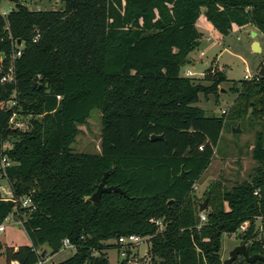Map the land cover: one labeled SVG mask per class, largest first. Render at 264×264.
I'll return each instance as SVG.
<instances>
[{
  "label": "trees",
  "instance_id": "obj_1",
  "mask_svg": "<svg viewBox=\"0 0 264 264\" xmlns=\"http://www.w3.org/2000/svg\"><path fill=\"white\" fill-rule=\"evenodd\" d=\"M10 1L0 14V78L11 75L0 82V179L10 192L0 195V223L20 220L29 243L5 246V264H35L39 248L55 253L63 239L74 252L51 264H108L103 250L129 234L146 239L147 264H221V236L232 233L248 254L264 255L255 226L264 230V54L251 78L231 83L235 96L219 116L194 104L199 94L217 99L224 71L207 64L201 78L179 74L199 46V16L220 35L250 25L264 38V0H54L59 7L46 10ZM93 109L99 149L72 152ZM12 112L29 117L26 128L9 122ZM226 118L259 125L254 165L228 188L210 181L198 211L192 185ZM105 171L128 197L87 200ZM24 195L32 210L19 206ZM124 254L116 264H128ZM230 264L264 260L237 255Z\"/></svg>",
  "mask_w": 264,
  "mask_h": 264
},
{
  "label": "rangeland",
  "instance_id": "obj_2",
  "mask_svg": "<svg viewBox=\"0 0 264 264\" xmlns=\"http://www.w3.org/2000/svg\"><path fill=\"white\" fill-rule=\"evenodd\" d=\"M30 10L38 9H56L59 3L54 0H18ZM13 2L10 0H0V14H5L13 7ZM199 16L196 20V29L201 32L199 46L188 53L190 63H185L180 66L179 74L184 75L186 68H191V65L198 63L211 64L218 70L224 71L226 81L219 84L217 91V99L215 100L211 94L202 96L199 94L198 102L194 105L202 108L206 114L221 115V111L227 112V108L231 104L235 94L229 91L232 82H238L244 78L247 72L250 76L256 73L258 64L261 62L264 54V38L257 32L256 36H251L250 29L252 26L245 25L240 28L232 27L228 34L220 35L215 31L210 24ZM206 22V23H205ZM258 41L260 51L253 52L251 42ZM203 54L198 56V53ZM192 73L196 78H201L202 71L191 68ZM28 116L15 115L13 122H20V128H26ZM239 124L240 132L232 133L231 127ZM79 133L74 137V140L69 145L72 152L76 153H95L99 147L100 133V112L91 110L85 122L77 126ZM259 128L255 122L247 123L245 120L240 121L235 119H224L222 129L217 141L212 157L208 166L202 171L199 178L192 185V194L197 198V202L203 200V192L210 181L219 180L222 188H228L234 181L245 179L254 165L250 158V148L253 143L254 133ZM4 147L9 146V142L3 143ZM0 195L3 198L7 197L9 191L8 184L5 179H0ZM12 217H6L2 222L3 229L0 231V264H5L2 250L5 246H17L28 244L29 240L19 222ZM259 221H255V226L259 234L264 235V230L258 229ZM239 244L237 236L232 234H222L220 258H227L229 251L234 245ZM148 243L144 237L139 238L136 242L128 247L120 246L118 248L108 247L103 252L107 256L108 264H116V261L123 258L124 250H128V264H147ZM42 248L37 252L40 254ZM74 252V247H61L57 252L49 254L46 249L45 255L41 258L42 264H51L62 261L69 257ZM125 252V251H124Z\"/></svg>",
  "mask_w": 264,
  "mask_h": 264
},
{
  "label": "water",
  "instance_id": "obj_3",
  "mask_svg": "<svg viewBox=\"0 0 264 264\" xmlns=\"http://www.w3.org/2000/svg\"><path fill=\"white\" fill-rule=\"evenodd\" d=\"M251 36H255V32L251 31ZM251 49L253 52H259L260 46L257 43L256 40H253L251 42ZM208 67L206 63H195L194 68L203 71ZM34 84V83H33ZM232 133H239L240 128L239 124H236L235 126L231 127ZM161 135H153L151 134L149 136L150 140L154 139H161ZM187 155V152L185 153ZM108 171L103 172L100 181L96 184L94 191L87 197V200L93 203H97L100 195L102 193H108V192H118L119 194L128 197V194L125 193L123 190H121L117 185H107L106 183V177H107ZM172 200H169L167 203H169ZM206 208V197L203 198L201 202H198V211H203ZM46 252V248L43 247L41 249L40 255H43ZM241 255L246 262H253L255 260H264V255L260 254H248L246 245L244 243H239L237 245H234L231 250L228 253L227 258H224L221 260V264H230V262L237 256Z\"/></svg>",
  "mask_w": 264,
  "mask_h": 264
},
{
  "label": "built area",
  "instance_id": "obj_4",
  "mask_svg": "<svg viewBox=\"0 0 264 264\" xmlns=\"http://www.w3.org/2000/svg\"><path fill=\"white\" fill-rule=\"evenodd\" d=\"M19 52H16V54H18ZM191 70H187L186 71V75L187 76H190V75H193ZM202 73L200 72V75ZM202 76V75H201ZM251 78L250 74H248L247 72L244 74V79H249ZM11 79V75L8 73V74H5L3 75L1 78H0V82H4V81H9ZM14 104L13 101H7L5 103L6 106L10 107ZM221 112H224V110H222ZM15 116V114L12 112L11 113V116L9 118V122L13 125V126H17V127H20L21 123L20 122H13L12 123V119L13 117ZM5 165V159L4 158H1V164H0V170L3 171V167ZM18 203H19V206L21 208H28V210H32L34 208V205L32 204L31 200H30V197L28 195H24L22 197H20L18 199ZM11 217V216H9ZM199 218L201 220H203V215L200 213L199 214ZM16 222H19L21 223L20 220H17ZM15 222V223H16ZM244 227V223L240 226V228H243ZM3 229V226L2 224L0 223V231ZM140 237L134 235V234H129V235H126V236H121L117 239V242L120 244V246H123L125 247L126 245H131L132 243L136 242ZM62 247H72V245H70L66 239H63L62 240ZM125 251V250H124ZM124 251L122 252V254H124ZM45 255V253H44ZM9 264H18L15 260H11L9 261ZM35 264H42V260L41 258H38L36 263Z\"/></svg>",
  "mask_w": 264,
  "mask_h": 264
},
{
  "label": "crops",
  "instance_id": "obj_5",
  "mask_svg": "<svg viewBox=\"0 0 264 264\" xmlns=\"http://www.w3.org/2000/svg\"><path fill=\"white\" fill-rule=\"evenodd\" d=\"M201 18L204 19V17H201ZM204 20H205V19H204ZM205 23H206V22H205ZM210 26H211V25H210ZM252 28H253V27H252ZM251 31H254V32H255V36L257 35V31H255L254 29H253V30L250 29V33H251ZM200 35H201V32H200L199 36H200ZM199 41H200V38H199ZM257 43H258V41H257ZM259 45H260V44H259ZM200 52H201V54L198 53V56H201V55L203 54L202 51H200ZM197 62H199V61L194 62V63L191 65V68H193V67H194V64L197 63ZM206 62H208V61H204L203 63H206ZM206 64H207V63H206ZM191 68H186L185 71H184V73H186L187 70H191ZM184 75H186V74H184ZM0 189H1V187H0ZM6 193H7V197H6V198H8V197L10 196V192L7 191Z\"/></svg>",
  "mask_w": 264,
  "mask_h": 264
}]
</instances>
